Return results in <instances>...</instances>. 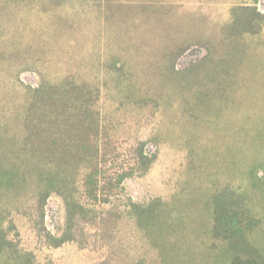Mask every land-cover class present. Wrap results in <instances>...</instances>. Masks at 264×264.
I'll use <instances>...</instances> for the list:
<instances>
[{
  "label": "rangeland",
  "instance_id": "1",
  "mask_svg": "<svg viewBox=\"0 0 264 264\" xmlns=\"http://www.w3.org/2000/svg\"><path fill=\"white\" fill-rule=\"evenodd\" d=\"M244 13L254 30L236 32ZM66 76L99 86L115 139L157 158L56 247L66 206L47 178L60 171L25 151L24 118L29 88ZM230 188L256 223L226 240L215 208ZM26 253L34 264L264 262V0L0 1V264Z\"/></svg>",
  "mask_w": 264,
  "mask_h": 264
},
{
  "label": "trees",
  "instance_id": "2",
  "mask_svg": "<svg viewBox=\"0 0 264 264\" xmlns=\"http://www.w3.org/2000/svg\"><path fill=\"white\" fill-rule=\"evenodd\" d=\"M246 15L234 23L236 32L254 30L252 18ZM29 89L23 144L30 157L60 171L47 178L55 184L54 191L63 197L66 206L64 228L60 233L50 234L58 247L73 240V228L80 213L89 211L93 204L112 203L124 189L126 180L148 172L157 154L149 153L145 142L126 147L115 139L104 125L99 108L101 88L94 83L66 76L60 83L44 81ZM69 172L74 175L72 180L67 176ZM255 223L252 209L238 190L230 188V192H223L217 199L216 237L237 238L251 231ZM18 264H34L32 254H22ZM230 264L264 262L236 256Z\"/></svg>",
  "mask_w": 264,
  "mask_h": 264
}]
</instances>
